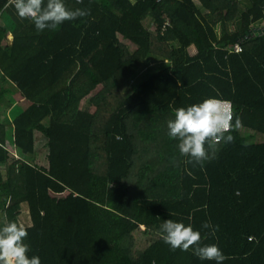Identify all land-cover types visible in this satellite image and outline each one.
I'll return each mask as SVG.
<instances>
[{"label": "trees", "instance_id": "1", "mask_svg": "<svg viewBox=\"0 0 264 264\" xmlns=\"http://www.w3.org/2000/svg\"><path fill=\"white\" fill-rule=\"evenodd\" d=\"M64 3L90 14L37 32L0 0V226L27 205L41 264H216L172 251L160 229L172 219L204 237L210 221L202 244L223 264H264V140L248 141L264 136V0ZM209 97L241 126L187 164L167 122ZM142 226L157 237L137 250Z\"/></svg>", "mask_w": 264, "mask_h": 264}, {"label": "clouds", "instance_id": "2", "mask_svg": "<svg viewBox=\"0 0 264 264\" xmlns=\"http://www.w3.org/2000/svg\"><path fill=\"white\" fill-rule=\"evenodd\" d=\"M16 13L20 19H30L37 30H56L65 21L76 20L90 14L89 9H69L64 0H14ZM174 118L168 120V136L178 141L179 154L187 157V164H203L215 157L219 145L234 143L232 131L241 126L239 117H235L230 106L215 97L187 107L173 109ZM211 231L202 237L199 230L191 224L185 225L172 219L164 220L160 225L161 236L172 251L192 250L201 260H212L223 264L227 259L217 244H202L208 235H215L210 221L202 226ZM28 230L16 221L0 226V264H41L38 255L29 256L30 246L25 241Z\"/></svg>", "mask_w": 264, "mask_h": 264}, {"label": "rangeland", "instance_id": "3", "mask_svg": "<svg viewBox=\"0 0 264 264\" xmlns=\"http://www.w3.org/2000/svg\"><path fill=\"white\" fill-rule=\"evenodd\" d=\"M10 39L13 38V34L10 33L9 35ZM121 40V45L122 44H129L131 45L130 47L131 48H135V45H132V43L128 40H124V39H120ZM155 69L154 68H149L148 70H146L144 73H142L140 76H138L139 80H144L145 77H147L151 72H153ZM227 106H230L228 102H225ZM28 104H29V101H28ZM26 106L23 105V107L19 106V105H15L11 111H6L7 114H11V116L15 115L16 113H19L20 111H22L23 108H25ZM264 140V136L263 135H255V136H252L249 138V142H257V141H263ZM44 144H41V138H40V141H39V144L37 146V151L35 153V161L37 163H40V164H45L46 162V149L43 148ZM18 220H19V223L24 225V226H28V225H31L32 221H31V218H30V214H29V210H28V207L27 205H23L22 208H21V211H20V214L18 216ZM134 235H135V241H136V249L140 250L139 248V245L141 244H146L147 242L149 241H152L154 240V238L157 237L156 234H154L151 230L148 231V229H146L144 226L141 227V229H138L134 232Z\"/></svg>", "mask_w": 264, "mask_h": 264}, {"label": "built area", "instance_id": "4", "mask_svg": "<svg viewBox=\"0 0 264 264\" xmlns=\"http://www.w3.org/2000/svg\"><path fill=\"white\" fill-rule=\"evenodd\" d=\"M235 47H236V50L241 51V45L239 43L235 44Z\"/></svg>", "mask_w": 264, "mask_h": 264}, {"label": "crops", "instance_id": "5", "mask_svg": "<svg viewBox=\"0 0 264 264\" xmlns=\"http://www.w3.org/2000/svg\"><path fill=\"white\" fill-rule=\"evenodd\" d=\"M129 45V44H128ZM129 46H131V45H129ZM12 153H14L15 155H18L17 154V150H14Z\"/></svg>", "mask_w": 264, "mask_h": 264}, {"label": "water", "instance_id": "6", "mask_svg": "<svg viewBox=\"0 0 264 264\" xmlns=\"http://www.w3.org/2000/svg\"><path fill=\"white\" fill-rule=\"evenodd\" d=\"M67 193H69V192H67Z\"/></svg>", "mask_w": 264, "mask_h": 264}]
</instances>
